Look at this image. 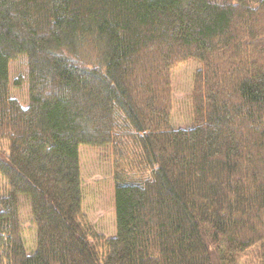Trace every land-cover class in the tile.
<instances>
[{
	"label": "trees",
	"instance_id": "trees-1",
	"mask_svg": "<svg viewBox=\"0 0 264 264\" xmlns=\"http://www.w3.org/2000/svg\"><path fill=\"white\" fill-rule=\"evenodd\" d=\"M21 55L25 109L8 92ZM186 60L194 119L173 130ZM0 142V264H237L252 247L264 264V0H0ZM81 145L112 146L109 239L78 220Z\"/></svg>",
	"mask_w": 264,
	"mask_h": 264
},
{
	"label": "rangeland",
	"instance_id": "rangeland-1",
	"mask_svg": "<svg viewBox=\"0 0 264 264\" xmlns=\"http://www.w3.org/2000/svg\"><path fill=\"white\" fill-rule=\"evenodd\" d=\"M85 50L89 57L94 55L90 46H86ZM8 67L9 97L25 109L29 104L27 57L18 56L10 61ZM201 69L202 65L195 60L176 63L170 69V126L173 130L189 129L193 124L194 78ZM3 144L4 142H0V146ZM78 159L81 185V207L78 220L105 239L112 238L115 236L112 146L81 145L78 148ZM7 191V181L0 175V197L5 196ZM28 204L25 197L19 198L20 239L25 254L29 256L36 249V228ZM213 256L216 261L215 254ZM237 264H260L256 249L253 247L247 249L238 258Z\"/></svg>",
	"mask_w": 264,
	"mask_h": 264
}]
</instances>
